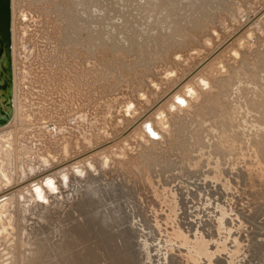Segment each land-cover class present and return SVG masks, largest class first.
<instances>
[{
	"label": "rangeland",
	"instance_id": "1",
	"mask_svg": "<svg viewBox=\"0 0 264 264\" xmlns=\"http://www.w3.org/2000/svg\"><path fill=\"white\" fill-rule=\"evenodd\" d=\"M165 2L164 0L18 1L19 7L24 9V13L26 12L21 18V21L24 19L22 25L28 28L27 30L22 26L25 30L23 36H27H24L25 39L22 36L23 39L20 40L24 44L29 43L25 44L26 47L22 44L25 75H19L22 78L19 81V90L21 88L23 90L21 92L23 100L20 98L19 109L23 106L22 108H26L25 111L31 110L32 113L30 111L28 114L32 118L29 119L33 125L36 124L32 126L27 121L28 125L24 128L29 127L26 130L23 128L25 130H22L23 135L30 131L34 133V128L42 126L38 123L41 119L38 118L40 115L51 116L53 113V119L51 117H48V120L47 117L42 119L56 123V116L61 114L58 116L59 123L62 124L61 120L65 121L62 124L65 126L67 121L70 122L67 126L72 124V127H69V130L73 131V133L69 132L71 135H76L81 126L86 128L83 124L88 121H90L89 125L102 124L103 120L110 124L113 122L112 126L115 123L112 128L119 125L115 132L113 130V134L119 133L127 128V123L152 108L161 99L160 97H163L158 103L161 107L159 113L154 115L151 110L148 116L151 120L153 116L154 119L155 117L163 119L158 123L161 131L156 135L157 137L145 138L135 132L132 138L130 137L131 145L128 143L132 149L129 148L128 152L124 153L122 150L127 145L122 142L124 144L122 152L107 154L108 158L111 154L116 158L109 164L102 165L106 168L104 174L95 171L96 175L91 174L88 178L86 175H77L80 179H76L75 184L72 182L69 187L67 186L66 190L69 191L65 190L63 194L65 197L53 203L50 215L52 219L66 222L70 228L65 229L73 234L77 231L76 227L79 226L81 217L78 214L77 203L74 204L70 196H76L75 194L79 192L77 190L86 194L89 190L87 184L92 180L96 181L95 176H103L101 183L115 186L109 187V190L107 188L106 195L109 193L107 199L96 198L98 200L94 201L103 202L101 205L106 203L105 207L102 205L104 207L102 211L108 217L104 214V216L100 215L104 221L116 219L110 222L114 229L110 230L109 227L112 226H108L109 222H106L108 227L104 226L106 228L102 229L103 233L104 230H110V235L109 232L103 234L109 237L114 233L116 236L117 229L120 231V236L117 235L115 240L122 246L119 245L118 248L115 244L116 248L114 243L117 242L112 241L114 238L110 239L113 242L110 246V251L114 248L113 257L120 256L113 258L114 261L128 260L125 261L127 264H189L198 238L197 240L203 239V241L206 239V245L214 255H211L208 262L205 256L196 254L194 256V259H198L195 260L196 264L200 262L202 264H264V0H165ZM163 4L166 5L165 8ZM27 12L33 15V18ZM245 29H250L248 38L245 36ZM214 50L217 51L208 58ZM26 51V54H31L30 52L32 54L26 56ZM218 53L222 55H220L222 60L217 56ZM26 57L29 60L25 59ZM211 60L213 63L210 62ZM188 75L192 77L189 78L193 83L187 89L182 87L180 90L182 93L180 98L183 99V103L180 104L172 99L168 90ZM188 99L191 103L186 101ZM127 100L130 111L124 112V104ZM21 103L23 105L20 107ZM40 105L42 107H39ZM44 107L46 111H38L43 110ZM54 107L57 110H61L62 107L63 109L58 112ZM47 108L52 112H48ZM78 109L83 112L79 113ZM104 109H109V113ZM38 112H40L39 116ZM32 114L37 116L38 124L33 122L35 117ZM43 120L40 121L41 124ZM7 122L9 124L14 122L12 115ZM75 122L79 125L78 129L74 125ZM39 132L40 130L36 134ZM31 134L25 135L27 138L23 136L24 142L33 137ZM39 137L41 136H38V140L42 138ZM33 138L37 139L35 135ZM118 142L121 143L118 140L117 145ZM78 143L75 145L76 154L82 152L79 147L77 148ZM88 146L91 147V144ZM115 148L111 150H117ZM37 169L36 167L34 172H39ZM125 192H128L127 195ZM11 193L14 194L15 191L12 190ZM68 196L70 199L67 200ZM126 198L130 203L124 202L127 201ZM106 207L110 209L107 210ZM144 207L147 212L143 213ZM126 208L134 209L133 213L129 212L131 214L128 216ZM113 210L117 212L116 218H112L115 216ZM118 216L120 217L117 218ZM87 223L85 225L88 227L84 228V225L83 232L90 236L93 222L91 220L92 225L90 220ZM130 224L133 227L127 230L129 226H125ZM122 231L129 233L128 237L131 235V240L125 238L126 235H123ZM103 235L99 237L102 239ZM121 237L128 242L131 241L128 243L130 245L120 239ZM92 240L95 238L92 237ZM104 240L106 247L109 244L106 243L107 238ZM104 240L102 239L103 242ZM107 242H110L109 238ZM184 244L189 245L186 246V250ZM12 245L11 254L19 257L18 264H36L45 259L36 250L34 238L29 240L27 234H18ZM125 245L131 247L127 248L132 254L128 250L125 252L127 249ZM121 247L125 250L123 251L124 248ZM119 249L122 250L121 253ZM28 250L36 251L34 259L37 261L31 262V258L26 254ZM40 253L44 256L42 250ZM125 253L130 255L127 254L125 258ZM128 257L134 260L129 261Z\"/></svg>",
	"mask_w": 264,
	"mask_h": 264
},
{
	"label": "bare ground",
	"instance_id": "2",
	"mask_svg": "<svg viewBox=\"0 0 264 264\" xmlns=\"http://www.w3.org/2000/svg\"><path fill=\"white\" fill-rule=\"evenodd\" d=\"M19 0H0V264H18L19 263V257L18 256H14L13 254H11L12 249H13V245L12 242L13 240H15L16 236H18V234H27V238L29 240H31L32 238H34V243H35V248L38 251V253L44 257L45 259H42L40 262H36V264H102L101 262L103 261L105 264V262L107 264H127L126 262L128 260L125 261H118L116 262V260H113V256L114 254H112V252H114V248L110 251V246L112 245V241L114 240V242L116 241L115 237L118 235L120 236V231L119 229H117L115 232H117L118 234L115 236V233L113 231V229L115 228L114 226H112L110 224L111 221H115L116 219H114L113 217L116 218V213L113 210V214H115V216H112V218L114 219H109V221H104L103 218L100 217V215L102 214H106L105 212L103 213L102 209L104 210V205L106 204H102L104 207H102L101 203L103 202H96L94 201L96 198L98 199H103L105 198L107 195H109V193L106 195V190L108 188V190L110 189L109 187L115 186V185H104L103 183H101L100 181L102 180L103 176H95L96 181L92 180V182H90L89 184H87V188L89 190H87L86 194H82L80 190L77 194H75L76 196H70L71 200L74 202V204H76V207L78 208V214L81 217V222L79 223V226H77V231L73 232V234H70V232L65 229V228H70V226L66 223V222H61L60 219H56L53 218L50 215V208L51 206H53V203H57L59 202L60 198L65 197L64 191L67 189V186L69 187V184L76 181V179H80L79 176H88L93 174H95V171H101L102 173L104 171H106V168L102 167V165H106L109 164L110 162H112L113 160H115L116 157H111L110 161L107 154L110 153H119V151H121V149L123 148L122 145L125 144L126 147H124V153H127L130 147V143L129 142L133 136V134L135 132L143 135L145 138H149V137H155L157 134L160 133L161 129L160 126L158 125L159 122H161L163 119L160 118H156L154 119H149V113L154 112L155 114L159 113L160 110V104L158 105V103L162 100L163 97H160L161 99L156 102L152 108H150L149 110H147L146 112H144L143 114H141L140 116L136 117L135 120H133L130 123H127L128 125L126 126V129H122L123 131L119 132V133H114L113 134V130L114 132L116 131V129L118 128V126L116 125L115 128H112L115 126H112V124H110L108 121L104 120L101 122L102 124H89L90 121L86 122L85 124H83L85 127H79V129L77 128L76 125L77 123L75 122L74 125H76V128L79 130L78 133H76V135H71L69 132L72 131V129L69 130V127H72L71 125L67 126L68 124H70V122L67 121L66 119V124L65 126H63L62 124L65 123V121L61 123H59L58 120V116H61V114H59L57 117V121H55L56 123H54V121H51L50 123L47 121L49 118L54 116L53 114L51 115L49 111V109L47 110L49 113V115L51 116H43L40 115L39 113L41 111H46V108L44 107L43 110H38L40 112H38V118H43V117H47V120H43V123L41 124L40 121H42L41 119H39V125H44L39 126V128H34V133L33 131L28 132L27 134L23 135V131L26 130V128H24L26 125H28L26 122L28 121V123H31V119H29L31 116H29V111H25L24 108H22L23 103H21L20 107L21 109H19V104H20V98L21 97V92H23L22 88L21 90H19V81L20 79L22 80L21 77H19V75L24 74V70L23 69L25 66H23V60H24V48L22 47L23 45L25 46V44L27 43H23L22 40L20 39H25L23 34L25 32H23L25 26H23V20L21 21V18L23 17V15L26 13H24V9L19 7ZM157 1V0H156ZM162 1V0H161ZM187 1V0H186ZM194 1V0H193ZM198 1V0H197ZM200 1V0H199ZM206 1V0H204ZM208 1V0H207ZM211 1V0H209ZM222 1V0H221ZM149 2V1H148ZM160 2V1H159ZM165 2V0H164ZM203 2V1H202ZM42 3V2H41ZM146 3V2H145ZM166 3V2H165ZM189 3V2H188ZM204 3V2H203ZM138 4V3H137ZM179 4H183V3H179ZM196 4V2H195ZM194 4V5H195ZM210 4V3H209ZM116 5V4H115ZM157 5V4H156ZM164 5V4H163ZM162 5V6H163ZM184 5V4H183ZM202 5V4H201ZM21 6V5H20ZM150 6V5H149ZM166 5H164L165 8ZM176 6V5H175ZM199 6V3L198 5ZM204 6V5H202ZM208 6V5H207ZM158 7V5H157ZM189 7V6H188ZM196 7V6H195ZM212 7V6H211ZM168 8V7H167ZM175 8V7H174ZM184 8V6H183ZM192 8V6L190 7ZM206 8V7H204ZM114 9V8H112ZM143 9V8H142ZM177 9V8H176ZM185 9V8H184ZM189 9V8H188ZM194 9V8H193ZM196 9V8H195ZM198 9V8H197ZM196 9V10H197ZM138 10V9H137ZM168 10V9H167ZM171 10V9H170ZM169 10V11H170ZM28 11V10H27ZM39 11V10H38ZM189 11V10H188ZM114 12V10H113ZM166 12V11H165ZM24 13V14H23ZM192 13V11H191ZM190 13V14H191ZM194 13V11H193ZM27 14H29L27 12ZM35 14V13H34ZM165 14V13H164ZM172 14V13H171ZM202 14V13H201ZM206 14V13H205ZM31 15V14H29ZM152 15V14H151ZM139 16V15H138ZM191 16V15H190ZM30 17L33 18V15H31ZM51 17V16H50ZM115 17V16H114ZM112 18V17H111ZM122 18V17H120ZM173 18V17H172ZM181 18V17H180ZM194 18V17H193ZM196 18V17H195ZM127 19V18H126ZM171 19V18H170ZM175 19V18H174ZM167 20V19H166ZM186 20V19H185ZM197 20V19H196ZM195 20V21H196ZM174 21V20H173ZM200 21V20H199ZM210 21V20H209ZM27 23V21H25ZM24 22V23H25ZM198 22V21H197ZM201 22V21H200ZM199 22V23H200ZM25 23V24H26ZM176 23H178L176 21ZM191 23H193V21H191ZM29 24V23H28ZM129 24V23H128ZM194 24V23H193ZM30 25V24H29ZM108 25V24H107ZM115 25V24H114ZM131 25H132V21H131ZM181 25V24H180ZM24 28H23V27ZM110 27V26H109ZM130 27V26H129ZM27 28V27H26ZM25 28V29H26ZM67 28V27H66ZM78 28V27H77ZM111 28V27H110ZM114 28V27H113ZM122 28V27H121ZM178 29V27H176ZM28 30V28H27ZM76 30V29H75ZM123 30V29H122ZM126 30V29H125ZM167 30V29H166ZM175 30V29H174ZM249 30L250 29H245V36L246 38H248L249 36ZM25 31V30H24ZM35 31V30H34ZM57 31V30H56ZM80 31V30H79ZM101 31V30H100ZM176 31V30H175ZM178 31V30H177ZM28 31H26L27 33ZM76 32V31H74ZM112 32V31H111ZM130 32V31H129ZM164 32V31H163ZM170 32V31H169ZM181 32V31H180ZM243 32V33H244ZM100 33V32H99ZM141 33V32H140ZM32 35V34H31ZM126 35V34H125ZM178 35V34H177ZM230 35V34H229ZM23 36V38H22ZM47 36V35H46ZM99 36V35H98ZM136 37V36H135ZM177 37V36H176ZM91 38V37H90ZM225 38V37H224ZM240 38V37H239ZM239 38H237L239 40ZM243 38V37H242ZM154 39V38H153ZM178 39V38H177ZM237 40V41H238ZM242 40V39H241ZM104 41V40H103ZM156 41V40H155ZM179 41V40H178ZM160 42V41H159ZM130 43V42H129ZM143 43V42H142ZM231 43V42H230ZM229 43V44H230ZM234 43V42H233ZM232 43V46H234ZM250 43V42H249ZM23 44V45H22ZM29 44V43H28ZM47 45V44H46ZM238 45V44H237ZM32 46V44H31ZM35 46V45H34ZM153 46V45H152ZM196 46V45H195ZM224 46V45H223ZM227 46V45H226ZM229 46V45H228ZM236 46V45H235ZM26 47V46H25ZM129 47V46H128ZM218 47V46H217ZM31 47H29L30 49ZM37 48V47H36ZM144 48V47H143ZM150 48V47H149ZM228 48V47H227ZM231 48V46H230ZM235 49V47H233ZM26 49V48H25ZM32 49V48H31ZM214 49V48H213ZM217 49V48H216ZM238 49V47L236 48ZM243 49V48H242ZM39 50V49H38ZM37 50V51H38ZM115 50V49H114ZM148 50V49H147ZM218 50V49H217ZM216 50V51H217ZM223 50V49H222ZM240 50V49H239ZM34 51V49H33ZM64 51V50H63ZM210 51V50H209ZM215 50L208 56V58H210V56L213 55V53L216 52ZM238 51V50H237ZM244 51V50H243ZM147 52V51H146ZM236 52V51H235ZM241 51H239L240 53ZM27 51L25 52V55H31L32 52H30L31 54H26ZM35 53V52H33ZM219 54V53H218ZM242 54V53H241ZM240 54V55H241ZM221 54L217 55L220 56ZM231 55V54H230ZM235 55V54H234ZM239 55V56H240ZM46 56V55H45ZM136 56V55H135ZM145 56V55H144ZM222 56V55H221ZM220 56V58H221ZM216 57V56H215ZM31 58V56H30ZM148 58V57H147ZM207 58V60H208ZM214 58V57H213ZM229 58H231V56H229ZM228 58V59H229ZM25 59H28L27 57ZM215 59V58H214ZM219 59V57L217 58ZM226 58L223 59V61H225ZM227 59V60H228ZM233 59V58H232ZM29 60V59H28ZM213 60V59H212ZM212 60L210 62H212ZM216 60V59H215ZM222 60V58H221ZM220 60V61H221ZM230 60V59H229ZM150 61V60H149ZM177 61V60H175ZM219 61V60H218ZM217 61V63H218ZM27 62V61H26ZM206 63V61H203ZM209 62V61H208ZM209 62V63H210ZM231 62V61H230ZM213 63V62H212ZM225 64V62H224ZM227 64V62H226ZM202 65V64H201ZM198 66V65H197ZM204 66V65H203ZM138 67V66H137ZM20 68V69H19ZM199 68V67H198ZM197 68V69H198ZM208 68V67H207ZM62 69V68H61ZM195 69V68H194ZM23 70V71H22ZM172 70V69H170ZM199 71V70H197ZM206 71V70H205ZM208 71V70H207ZM211 71V68H210ZM26 72V71H25ZM116 73V72H115ZM194 73V72H193ZM204 73V72H203ZM210 73V72H209ZM220 73V72H219ZM189 74V73H188ZM196 74V73H195ZM25 75V74H24ZM52 75V74H51ZM197 75V74H196ZM196 75H192V76H196ZM201 74H199L200 76ZM210 75V74H209ZM198 76V77H199ZM203 76V74H202ZM211 76V75H210ZM221 76V75H220ZM52 77V76H51ZM180 77H184V76H180ZM185 76L184 78H182L178 83H176L173 88H171L169 91V94H171L172 99L177 100L178 103L182 104L183 103V99L180 98V93H181V89L182 87L186 88L188 86H191L193 83L191 80L192 77ZM200 78V77H199ZM69 79V78H68ZM207 79V78H206ZM211 80V78H210ZM66 81V80H65ZM200 81V80H199ZM212 81V80H211ZM68 83V82H67ZM198 83V82H197ZM202 83V82H201ZM195 84V82H194ZM210 84V82L208 83ZM62 85V84H61ZM66 85V84H65ZM195 86V85H194ZM199 86V83H198ZM211 86V85H210ZM65 87V86H64ZM178 88H180L178 90ZM197 88V86H196ZM68 89V88H67ZM66 89V90H67ZM69 90V89H68ZM144 90V89H143ZM197 90L200 91L199 88H197ZM61 91V90H60ZM64 91V90H63ZM143 92V91H142ZM164 93V92H163ZM168 93V92H166ZM61 94V93H60ZM72 94V92H71ZM168 94V95H169ZM182 94V93H181ZM190 94V92H189ZM199 94V93H198ZM67 95V94H66ZM142 95V94H140ZM167 95V96H168ZM58 96V95H57ZM183 97H185L183 95ZM198 97V96H197ZM168 98V97H167ZM170 98V97H169ZM186 98V97H185ZM56 99V98H55ZM61 99V98H60ZM64 99V98H63ZM62 99V100H63ZM74 99V98H73ZM187 99V98H186ZM23 100V98H22ZM79 100V99H78ZM83 100V99H82ZM85 100V99H84ZM164 100V99H163ZM190 99L186 100L188 102L191 103V101H189ZM66 101V100H65ZM131 101V100H130ZM56 102V101H55ZM62 102V101H61ZM64 102V101H63ZM113 102V101H112ZM165 102V101H163ZM172 102V101H171ZM176 102V101H175ZM67 103V102H66ZM75 103V102H74ZM114 103V102H113ZM168 103V102H167ZM42 104V103H41ZM58 104V103H57ZM76 104V103H75ZM120 104V103H119ZM176 104V103H175ZM48 105V104H47ZM55 105V104H54ZM67 105V104H66ZM158 105V106H157ZM177 105V104H176ZM191 105V104H190ZM44 106V105H43ZM58 106V105H57ZM79 106V105H78ZM85 106V105H84ZM112 106V105H111ZM114 106V105H113ZM118 105H116L117 108ZM125 106V107H124ZM124 112L130 111V104H129V100H127L124 104ZM187 106V105H186ZM185 106V107H186ZM38 107V106H37ZM39 107H42L41 105ZM38 107V108H39ZM49 107V106H47ZM73 107V106H72ZM95 107V106H94ZM177 107V106H176ZM181 107V106H180ZM52 108V107H51ZM79 108V107H78ZM113 108V107H112ZM165 108V107H164ZM233 108V107H232ZM42 109V108H40ZM54 109H56L54 107ZM63 107L60 109H56L58 112L59 110L62 111ZM81 109V107H80ZM179 109V107H178ZM24 110V111H23ZM84 110V109H83ZM87 110V109H86ZM106 113H109V109L106 110ZM113 110V109H112ZM116 110V109H114ZM55 111V110H53ZM72 111V110H70ZM122 111V113H124ZM167 111V110H166ZM66 112V111H65ZM78 112H83V111H79ZM116 112V111H115ZM32 113V111H31ZM30 113V115H31ZM34 113V112H33ZM77 113V111L75 112ZM105 113V114H106ZM121 113V112H120ZM170 113V112H169ZM173 113V112H172ZM35 114V113H34ZM42 114V113H41ZM44 114V113H43ZM56 114V113H55ZM101 114V113H100ZM103 114V115H105ZM263 114V113H262ZM13 117L14 122L12 124H9L7 121L8 119L11 117ZM36 115V114H35ZM32 114V116L35 117L34 121L35 123L36 120L38 121V119H36L37 116H35ZM48 115V114H47ZM64 115V114H62ZM70 115V114H69ZM87 115V114H86ZM102 115V116H103ZM113 115V113L111 114ZM119 115V114H118ZM123 116V114H120V116ZM138 115V114H137ZM167 115V114H166ZM67 116V115H66ZM71 116V115H70ZM69 116V117H70ZM74 116V115H73ZM72 116V117H73ZM81 116H83L81 114ZM115 116V115H114ZM151 116V117H152ZM33 117V118H34ZM88 117V116H87ZM119 117V116H118ZM126 118V116H124ZM123 117V118H124ZM263 117V116H262ZM32 118V117H31ZM68 118V117H66ZM85 118V117H82ZM95 118V117H93ZM117 118V115H116ZM122 118V121H123ZM124 118V119H125ZM53 119V118H52ZM60 119V118H59ZM89 120H91L90 118H88ZM109 119V117H108ZM114 119V118H113ZM169 119V117H168ZM30 120V122H29ZM98 120V119H97ZM106 120V119H105ZM112 120V118L110 119V121ZM116 119H114L115 121ZM257 120V119H256ZM76 121V118H75ZM100 122V121H99ZM116 122V121H115ZM262 122V121H261ZM9 125H7V124ZM37 123V124H38ZM97 123V122H96ZM29 124V125H30ZM79 124V123H78ZM264 124V123H263ZM262 125V123H261ZM30 125V127H32ZM87 126L89 129H87ZM112 126V127H111ZM75 127V126H74ZM73 127V129H74ZM91 127V128H90ZM109 127V128H108ZM120 127V126H119ZM261 127V126H260ZM23 128L25 130H23ZM125 128V126H124ZM33 129V127H32ZM30 128V130H32ZM68 129V130H67ZM264 129V128H263ZM23 130V131H22ZM38 130H40L39 134H36L38 132ZM29 131V128L28 130ZM37 131V132H36ZM21 132V133H20ZM143 132V134H142ZM32 133L31 135H34L37 137L33 138L31 137V139H27V142H24V137L23 136H28V134ZM73 133V131H72ZM75 133V132H74ZM255 133V132H254ZM22 134V135H20ZM111 134V135H110ZM138 134V135H139ZM30 135V136H31ZM25 136V137H26ZM38 136H41L38 140ZM78 136V137H77ZM149 136V137H148ZM250 136V135H249ZM131 137V138H130ZM157 137V136H156ZM27 138V137H26ZM130 138V139H129ZM137 139V138H136ZM153 139V138H152ZM78 140V141H77ZM121 141V143L117 145V141ZM138 140V139H137ZM149 140V139H148ZM210 140V139H209ZM127 141V143H126ZM152 141V140H151ZM243 141V140H242ZM38 142V143H37ZM78 143L77 148L79 147L82 152L79 153V149L77 150L79 154H76V148L75 145ZM122 142L124 144H122ZM130 145H129V144ZM231 143V142H230ZM88 144H91V147L88 146ZM108 144V145H107ZM257 144V143H256ZM94 145V146H93ZM117 145V146H116ZM229 145V143H228ZM144 147L146 145H143ZM90 147V148H89ZM113 147H116L117 150L112 151L111 149ZM133 147V146H132ZM254 147V146H253ZM115 148V149H116ZM84 149H86L85 151H83ZM132 149V148H131ZM121 151V152H122ZM73 153H75L73 155ZM114 153V154H115ZM73 155V156H72ZM243 155V154H242ZM101 156V157H100ZM213 163V162H212ZM224 164V163H223ZM113 164H111L112 166ZM215 166V165H214ZM38 168L37 170L39 172H34L35 168ZM108 167L110 168V166L108 165ZM249 167V166H248ZM43 169V170H41ZM112 169V168H111ZM108 170V169H107ZM110 170V169H109ZM216 170V169H215ZM263 170V169H262ZM245 171V170H244ZM213 172V171H212ZM102 173L100 175H102ZM104 174V173H103ZM217 174V173H215ZM250 174V173H249ZM79 175V176H77ZM116 175V174H115ZM213 176V175H212ZM224 176V175H223ZM109 177V176H108ZM114 177V176H113ZM12 179L13 182H12ZM106 179V178H104ZM253 179V178H252ZM91 181V180H89ZM105 181V180H104ZM221 182V181H220ZM229 183V182H228ZM75 184V182L73 183ZM225 184V183H224ZM103 185V186H102ZM119 185V184H118ZM128 186V185H127ZM125 186V187H127ZM242 186V185H241ZM66 187V188H65ZM113 188V187H112ZM116 188V187H115ZM128 188V187H127ZM166 188V187H165ZM164 188V189H165ZM228 188V187H227ZM122 189V188H121ZM124 190H126V188H123ZM241 189V188H240ZM15 191L14 194L11 193V191ZM112 190V189H111ZM67 191V190H66ZM69 191V190H68ZM67 191V192H68ZM128 191V190H126ZM111 192V191H110ZM169 192V191H168ZM70 193V192H69ZM68 193V194H69ZM115 193V192H114ZM123 193V192H122ZM126 193V192H125ZM128 193V192H127ZM126 193V195H127ZM175 193V192H174ZM66 194V192H65ZM71 195V194H70ZM112 195V194H110ZM129 195V194H128ZM171 195V194H170ZM13 196V197H12ZM120 196V195H119ZM167 196V195H166ZM108 197V196H107ZM106 197V199H107ZM129 197V196H128ZM158 197V196H157ZM69 196L67 197L68 200ZM69 198V199H70ZM111 198V196H110ZM171 198V197H170ZM96 199V200H98ZM119 199V198H118ZM121 199V197H120ZM119 199V200H120ZM167 199V198H166ZM111 200V199H110ZM116 200V199H115ZM127 200V198H126ZM168 200V199H167ZM172 200V199H171ZM104 201V200H102ZM106 201V200H105ZM109 201V200H108ZM118 201V200H116ZM115 201V204L117 203ZM124 201V199H123ZM163 201V200H162ZM161 201V202H162ZM175 201V200H174ZM129 202L130 200L124 201ZM132 202V201H131ZM160 202V203H161ZM165 202V201H164ZM169 202V201H168ZM109 204V202H107ZM113 203V201H112ZM134 203V202H133ZM122 204V203H121ZM128 205V204H127ZM58 206V205H57ZM112 206V204H111ZM120 206V205H119ZM56 207V205L54 206ZM53 207V208H54ZM108 207V206H107ZM106 207V209H107ZM147 207V206H146ZM116 208V206H115ZM120 208V207H119ZM123 208V207H122ZM171 208V207H170ZM52 209V208H51ZM56 209V208H55ZM110 209V207L108 208ZM107 209V210H108ZM127 213L131 212L133 213L134 209H130V208H126ZM156 209V208H155ZM220 209V208H219ZM106 210V211H107ZM119 210V209H117ZM125 210V209H124ZM123 210V211H124ZM133 210V211H132ZM151 210V209H150ZM223 210V209H221ZM220 210V212H222ZM122 211V210H120ZM146 211V208L144 207V209H142V212L144 213ZM149 211V210H148ZM168 211V210H167ZM166 211V212H167ZM27 212H29V214H27ZM53 212V211H52ZM55 212V210H54ZM110 213H112L109 210ZM119 212V211H118ZM147 212V211H146ZM213 212V211H212ZM123 213V212H122ZM129 213L128 216L131 214ZM175 213V212H174ZM224 213V212H223ZM222 213V214H223ZM14 214V215H13ZM109 214V213H108ZM126 214V213H125ZM142 214V213H141ZM146 214V213H145ZM220 214V213H219ZM103 215V216H104ZM107 215V214H106ZM105 215V216H106ZM112 215V214H111ZM120 215V213H119ZM151 215V214H150ZM153 215V214H152ZM123 216V215H122ZM127 216V214H126ZM127 216V217H128ZM219 216V215H218ZM217 216V217H218ZM100 217V218H99ZM108 217V216H106ZM105 217V218H106ZM111 217V216H110ZM120 216H118L117 218H119ZM132 218V217H131ZM154 218V217H153ZM219 218V217H218ZM133 219V218H132ZM160 219V218H159ZM175 219V218H174ZM233 219V218H232ZM32 220V222H31ZM88 220V221H87ZM91 223V220L93 222L90 232V236H87L86 233L83 232V227L86 224V222ZM119 220V219H117ZM121 220V219H120ZM130 220V219H129ZM156 220V219H155ZM219 220V219H217ZM30 221V222H29ZM161 221V220H160ZM177 221V220H176ZM112 226L109 227L110 230L111 228L113 233L111 236L114 235V237H109L110 235V230H104V232L107 234V232H109L108 236L107 235H103L105 233H103L102 229H105L107 226ZM117 222V221H116ZM122 222V221H121ZM163 222V221H162ZM87 223V224H88ZM123 223V222H122ZM125 223V221H124ZM136 223V222H135ZM155 223V222H154ZM157 223V222H156ZM178 223V222H177ZM225 223V222H224ZM106 224V225H105ZM179 224V223H178ZM223 224V223H222ZM90 225V224H89ZM122 225V224H121ZM126 225V224H124ZM131 225V226H130ZM127 225L125 227H128L127 230H131V228L133 227L132 224ZM135 225V224H134ZM104 226H106L104 228ZM117 226L120 227V224ZM141 226V225H140ZM154 227H156L153 224ZM179 226V225H178ZM88 226L85 225L84 228H86ZM221 227V226H220ZM118 228V227H117ZM124 228V226H123ZM219 228V227H218ZM89 229V228H88ZM88 229L87 232H88ZM180 229V228H179ZM223 229V228H222ZM34 230V231H33ZM125 230V229H124ZM160 230V229H159ZM158 230V231H159ZM85 231V230H84ZM90 231V230H89ZM111 231V233H112ZM165 231V230H164ZM228 231V229H227ZM100 232H102L101 234L103 235L102 239L104 240L105 238H109L110 242H107L109 245L108 246H104L105 240L104 242L102 241L101 237L102 236L100 234ZM124 232V231H122ZM129 232V231H127ZM176 232V231H174ZM197 232V231H196ZM186 233V232H185ZM198 233V232H197ZM99 236H98V235ZM123 233H121V236L126 235L125 238L128 237L129 233H125L122 235ZM143 234V233H142ZM159 234V233H158ZM96 235V237H94ZM145 235V234H144ZM157 235V234H156ZM166 235V234H165ZM183 235V234H182ZM195 235V234H194ZM106 236V237H105ZM138 236V234H137ZM202 236V235H201ZM95 238V240H92ZM124 237V236H123ZM123 237H121L120 239H122ZM173 237V236H172ZM175 237V236H174ZM191 237V235H190ZM200 237V236H199ZM205 237V235H204ZM111 238L112 241L110 240ZM129 239L131 238V235L128 237ZM141 238V237H140ZM162 238V237H161ZM176 238V237H175ZM193 238V237H192ZM191 238V239H192ZM119 239V238H118ZM138 239V238H137ZM190 239V238H189ZM198 239V238H197ZM196 239V243H195V250H194V255L193 257H191V259H189L188 263L189 264H196L195 260L198 259H194V256L197 255H203L205 256V258L208 259V262L210 261V258L212 257L211 255L213 254L208 246L206 245V239H204L205 241L202 240H197ZM123 241L125 239H122ZM121 240V241H122ZM131 240V239H130ZM146 240V239H145ZM154 240V239H152ZM168 240V239H167ZM172 240V239H171ZM122 241V244H123ZM140 241V240H139ZM138 241V242H139ZM162 241V239H161ZM184 241V240H183ZM195 241V238H194ZM112 242V243H111ZM117 242V241H116ZM124 242H126L127 244L131 241L128 242V240L126 239ZM144 242V241H142ZM111 243V244H110ZM121 243V242H120ZM124 243V244H126ZM145 243H149V242H145ZM177 243V242H176ZM183 243V242H182ZM117 243H114V245ZM134 244V243H133ZM139 244V243H137ZM144 244V243H143ZM155 244V243H154ZM192 244V241H191ZM194 244V243H193ZM107 245V244H106ZM121 245V244H119ZM119 245L117 246L119 248ZM130 245V244H128ZM126 246L130 247V246ZM147 245V244H146ZM164 245V244H163ZM174 245V244H173ZM185 245V244H184ZM122 246V245H121ZM155 246V245H154ZM167 246V245H166ZM186 246L185 245V249L186 250ZM189 246V245H188ZM187 246V247H188ZM191 246V245H190ZM234 246V245H233ZM109 247V248H107ZM116 247V245H115ZM116 247V248H117ZM142 247V246H141ZM148 247V246H147ZM161 247V246H159ZM163 247V246H162ZM171 247V246H170ZM193 247V245H192ZM211 247V246H210ZM115 248V249H116ZM124 248V247H123ZM121 247V249H123ZM125 248L123 249V251L125 250ZM131 248V247H130ZM143 248V247H142ZM166 248V247H165ZM168 248V247H167ZM184 248V246L182 247ZM181 248V250H182ZM239 248V247H238ZM237 248V249H238ZM119 249V252L121 253L122 250ZM161 249V248H160ZM171 249V248H170ZM173 249V248H172ZM188 249V248H187ZM235 249V248H234ZM41 250L44 252V256L43 254H41ZM128 250V248L125 250V252ZM133 250V248H132ZM143 250V249H142ZM145 250V249H144ZM183 250V251H184ZM191 249L189 248V251ZM239 250V249H238ZM118 251V250H117ZM130 254H132L130 251V249L128 250ZM127 251V252H128ZM149 251V250H148ZM161 251V250H160ZM231 251V250H229ZM234 251V250H232ZM135 252V251H134ZM187 252V251H186ZM214 252V251H213ZM36 251L35 250H28L26 251V254L31 258V262H33V260L37 261V259H34V255H35ZM129 253H127L128 255H130ZM167 253V252H166ZM169 253V252H168ZM233 253V252H231ZM237 253V252H236ZM125 253V258H127L126 256H128ZM170 254V253H169ZM190 255V253H188ZM187 254V255H188ZM144 255V254H143ZM142 255V256H143ZM192 255V254H191ZM214 255V254H213ZM230 255V252H229ZM233 255V254H232ZM133 256V255H132ZM166 256V254H165ZM228 256V255H227ZM120 258V256H115V258ZM131 257V256H130ZM167 257V256H166ZM189 257V256H188ZM199 257V256H198ZM202 257V256H201ZM214 257V256H213ZM232 257V256H231ZM230 257V258H231ZM114 258V259H115ZM147 258V257H145ZM129 259V257H128ZM133 259V258H131ZM129 259V261L131 260ZM141 259V257H140ZM149 259V258H148ZM188 259V258H187ZM202 259V258H201ZM124 260V258H123ZM134 260V259H133ZM203 260V259H202ZM230 260V259H229ZM233 260V259H232ZM161 261V260H160ZM184 261V260H183ZM206 261V260H205ZM213 261V260H212ZM129 263V262H128ZM200 264H202L200 262ZM205 264V263H203ZM208 264V263H206ZM211 264V263H210ZM214 264V263H213Z\"/></svg>",
	"mask_w": 264,
	"mask_h": 264
}]
</instances>
